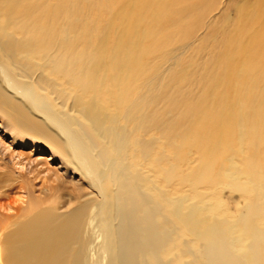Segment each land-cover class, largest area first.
Segmentation results:
<instances>
[{
    "label": "bare ground",
    "instance_id": "1",
    "mask_svg": "<svg viewBox=\"0 0 264 264\" xmlns=\"http://www.w3.org/2000/svg\"><path fill=\"white\" fill-rule=\"evenodd\" d=\"M233 4L0 0L1 126L50 147L64 170L0 220V264H92L102 215L107 264H264V0L231 17ZM193 148L199 164L183 170ZM2 172L0 188L23 177ZM199 184L244 202L223 209Z\"/></svg>",
    "mask_w": 264,
    "mask_h": 264
},
{
    "label": "rangeland",
    "instance_id": "2",
    "mask_svg": "<svg viewBox=\"0 0 264 264\" xmlns=\"http://www.w3.org/2000/svg\"><path fill=\"white\" fill-rule=\"evenodd\" d=\"M234 4L231 9V17L236 15L237 7L240 6L242 0H233ZM112 5V1L107 2ZM239 3V4H238ZM113 7V6H112ZM233 9V10H232ZM99 13V11H96ZM94 14L92 17L95 19L100 18V26L104 24L107 18L111 19L109 14L105 11H102L100 15ZM120 21H115L113 19V26L110 29L111 37L113 40L115 33L120 28ZM112 31V32H111ZM167 32V31H166ZM113 35V36H112ZM161 38V37H160ZM111 40V42H113ZM161 40L158 37H155L153 41ZM186 44V43H185ZM185 44H182L183 47ZM182 45L177 48H172L170 51V55L167 56L168 60L172 59L173 55L183 54L184 48ZM193 51V43L191 45ZM166 50V49H165ZM164 50V51H165ZM189 50V49H187ZM163 51V52H164ZM162 51H160L161 55H164ZM188 52V51H187ZM181 54V55H182ZM159 57L155 58L156 61ZM193 59V55H192ZM163 62V61H162ZM160 62V64L162 63ZM172 62V61H171ZM169 62L164 64V67L168 66ZM188 72L193 73V66H191ZM162 74V73H161ZM168 74V73H167ZM163 75V74H162ZM163 77V76H162ZM264 83V78L262 80ZM260 93V92H259ZM4 120L0 116V162H1V171L2 173L12 174L14 171H19L23 176L20 180V183H11L4 188H0V220L10 221L17 218L21 213H23L29 206L30 201L35 196H38L42 187H52L59 184V177L64 173L63 167L61 166L60 158L53 155V151L50 147L45 146L42 142L38 140H33L30 138H20L17 133L12 129L3 128L1 125ZM235 138L237 139V133H235ZM260 149L258 148L257 158L258 162L264 167V142L260 143ZM245 152H241V154L236 159L237 164L240 167H244V159L249 156L251 147L247 144ZM184 159L182 162L183 170H190L194 168L195 165L199 164L200 154L197 148L193 149H185ZM216 163L218 169L221 168V161ZM241 168V169H242ZM6 171V172H5ZM13 171V172H12ZM79 179V176L76 177ZM245 179L243 178V181ZM24 182V183H22ZM20 184V185H19ZM22 185V186H21ZM72 183L68 184L67 189H76L72 187ZM182 195H190V189L187 185H179L178 183L175 186H172ZM198 191L204 193L206 200L216 203L220 201L223 204V209H229L230 211H234L237 206L238 200L241 201L243 198L241 197L239 192L229 191V189L221 190L220 188H216L214 185L211 187L207 184H199L195 186ZM169 190V189H168ZM98 191V190H97ZM193 193V190H191ZM178 193V194H179ZM244 200L242 201V203ZM29 203V204H28ZM20 213V214H19ZM104 222L105 215L99 217L95 223L96 227L93 232H90L87 237H90L91 240H94V245L96 246L97 253L99 252L98 258L92 264H107V251L105 248V242L102 240V234L104 231ZM100 236V238H98ZM189 235H187L188 237ZM90 240V241H91Z\"/></svg>",
    "mask_w": 264,
    "mask_h": 264
}]
</instances>
